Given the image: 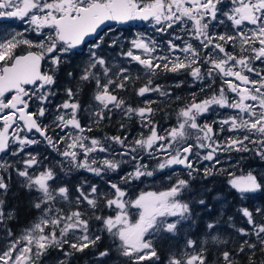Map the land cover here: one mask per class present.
<instances>
[{"label": "snow or ice", "instance_id": "6c2138e0", "mask_svg": "<svg viewBox=\"0 0 264 264\" xmlns=\"http://www.w3.org/2000/svg\"><path fill=\"white\" fill-rule=\"evenodd\" d=\"M0 17L26 22L25 32L40 37L32 40L17 32L0 40V196L9 189L5 177L10 180L14 172L24 188L36 193L31 207L38 212L15 233L9 226L17 219L15 210L6 209L0 198L5 242L0 264H47L53 250L58 253L55 264H71L76 253L94 247L103 234L125 264H160L154 238H176L193 220L194 204L211 211L202 196L192 199L196 174H225L241 202L255 204L264 195V173L242 167L243 157L236 170L217 167L224 153H251L264 161V0H228L227 5L224 0H0ZM133 21L150 22L169 39L161 43L138 35L119 53L129 64L115 66L101 53L105 46L119 47L120 40L107 42L102 26ZM226 24L230 30L217 31ZM82 46L89 49L87 60L76 73L64 71L67 83L62 84L64 66L81 54ZM181 72L209 94L198 98L192 93L167 127L155 119V100L133 106L121 95L132 88L138 97L158 93L171 99V92L154 81L161 73ZM85 87L94 93L82 123L86 109L79 96ZM61 91L64 98L53 104ZM217 108L227 114L211 123L204 119ZM114 114L137 119L138 134L121 122L122 135H90ZM42 144L61 158L55 165L41 155ZM205 162L201 173L199 165ZM124 165L131 170L114 180L109 174H119ZM176 166L186 171L176 174ZM79 169L108 177L103 181L107 190L82 183L70 197L58 172ZM148 178L168 183L129 191ZM238 211L250 227L236 229L242 243L232 252L222 251L218 264H238L241 253L248 255V264H256L257 250L264 253V205ZM218 225L207 222L208 239L199 246L186 239L185 248L170 254L167 264H208L207 245L228 243L213 234ZM109 254L105 249L96 260L103 264Z\"/></svg>", "mask_w": 264, "mask_h": 264}, {"label": "trees", "instance_id": "16d2710c", "mask_svg": "<svg viewBox=\"0 0 264 264\" xmlns=\"http://www.w3.org/2000/svg\"><path fill=\"white\" fill-rule=\"evenodd\" d=\"M225 1V0H224ZM135 29H139V27H129L127 29V37H130L133 35V32ZM153 31V29L149 26L143 27V34L147 35L148 33ZM119 32V31H118ZM154 38V37H153ZM117 39L120 40V37H117ZM163 39V38H162ZM121 44V43H120ZM128 47V42H127ZM105 50V51H103ZM102 53L106 59L112 58L111 63L115 66H120L121 64L128 65L129 62L122 58V56L119 55L120 53V46L113 49H107L103 48ZM118 52V53H117ZM87 60V56L84 58V56H77L76 58L70 59V64L64 66L61 74H60V80L65 79L64 78V71H72L76 73L79 70V67L82 66L83 62ZM132 68H136L134 64L129 65ZM134 76L138 74L137 71H133L132 73ZM186 74V73H185ZM186 80L183 81L182 84H176L173 85L169 84L168 80L172 77L175 78V73H161L160 76L155 80L157 81L162 87L171 92L172 98H166V97H160L158 93H151L150 95H147L145 97H138L135 95L132 88H129L127 92H124L121 95H124L125 98L128 100L129 103L133 104V106H142L143 101L145 100H155L157 103L153 104L152 106L154 108H158L157 115L159 117L157 119H160L161 116L164 118L166 117L167 113L170 112V115L172 116L175 114V112L178 110V106L180 103H185L188 101L189 97L191 96V92L197 91L200 88H197L198 85H195L188 81V75L186 74ZM142 81H137L135 84V87L141 86ZM196 89V90H195ZM211 91V90H209ZM193 92V93H195ZM91 94V88L85 87V89L81 92L79 99L82 104L86 101L87 97ZM155 94V95H154ZM208 92H199L197 93V96L208 95ZM181 97L182 99L177 101L175 97ZM224 112L227 113L226 110ZM83 121H86V117L82 118ZM212 119V117H211ZM137 119L133 118L131 121L128 120H122L119 114H114L113 118L110 122H105L100 126L98 130L94 129L92 133L93 135L97 134V131H110L111 133L120 132L118 128V124L123 122L128 125V129L133 130L135 129V122ZM90 123V122H89ZM227 134V133H226ZM43 149V150H42ZM42 156L52 157L56 158L53 152L48 149L46 150L44 147L39 149ZM46 154H45V153ZM225 154V153H224ZM227 161H233L239 160L241 157H243L241 166L246 165V167H253L256 168L254 171L264 173V161H261L259 158L255 157L251 153H227ZM56 163H52V165H55ZM84 172L82 169L75 170V174L71 175L69 173L68 175H65L62 172H58L59 175V183L64 186H68L70 190V197L75 196V187L81 185L82 183L85 184V187L87 184H97L100 186V188L107 190L106 185L103 181L99 180H92V176L90 174H86L84 176ZM228 177L226 175H220L217 173L216 175L207 176L206 178L193 180L191 182V189L190 194L192 196V199H198L201 196L207 201L209 208L208 209L203 208L202 206L198 204L193 205L194 210V218L193 220L187 222V224L182 228L180 233L176 238H171L167 235H161L156 238H154V244L156 245L157 252L160 256V264H167V258L170 254L174 252H179L180 250L185 248L184 241L186 239H194L197 240L198 246L202 241L205 239H208L207 235V229H206V223L209 221H218V232L213 233L215 235H219L221 239H225L228 241L227 245H216L209 243L207 245L208 251L206 253L208 257V264H218V257L220 256V253L224 250L232 252L234 249H236L240 243L243 241V237L238 235L236 233L237 228L241 227H250L246 223V219L241 215V213L238 211L241 207H248L250 210L255 206H261L264 205V195L259 196V198L256 200L255 204L251 201H244L241 202L238 195L234 190L230 188V186L227 184ZM22 180L23 178L18 177L14 172L12 173L11 179L9 180L7 176L5 177L6 183L9 184V189L6 194H4V200L5 205H7L10 209L15 210L17 219L10 222L9 226L12 227L13 232H16L19 230V227L23 228L26 225H28L37 215V210L33 209L31 207V204L33 200L35 199L36 193L29 192L26 188L22 186ZM157 184L159 187H163L168 183L167 180H164V182L161 184L159 179H156ZM86 182V183H85ZM135 185V183L133 184ZM132 187V186H131ZM205 189H210L209 191H204ZM107 210H105L106 214ZM229 217H231V221H229ZM232 225H235V227H232ZM95 227H99V225H95ZM20 228V229H21ZM3 234H0V248H2L4 240L2 239ZM110 240V242H108ZM94 252L95 257L93 258L94 264H100L96 260L97 253L99 250L104 251L105 249H108L110 254V262L109 264H125V260L122 257H118L116 252L113 249L112 240L107 234H103L101 237V240L97 242V244L94 247H89L88 249H85L84 251L91 250ZM104 259V258H103ZM73 260V258H72ZM86 261V259H84ZM254 260L256 261V264H264V253H261L259 250H257ZM84 261V262H85ZM83 262V263H84ZM72 263V261H71ZM72 264H76V262H73ZM104 264V260H103ZM144 264H152L150 261L144 262ZM238 264H248V255L246 254H239L238 255Z\"/></svg>", "mask_w": 264, "mask_h": 264}, {"label": "flooded vegetation", "instance_id": "af4514ba", "mask_svg": "<svg viewBox=\"0 0 264 264\" xmlns=\"http://www.w3.org/2000/svg\"><path fill=\"white\" fill-rule=\"evenodd\" d=\"M15 21H19V22H15ZM147 23L148 22H144V21H133V22H129L127 24H117V23L113 22V23H111V25H105V26L102 27L103 30L101 31V35H103L105 32L107 33V35L105 36V40L107 42H110V39H117V37H120V43H121L120 44V52H121V50H126L127 49V41H126V37H127V32L126 31H127V29L129 27L133 26V24H136L133 27H139V29H140L142 27H145ZM8 27H11L13 30L16 27H21V29L23 31H25V29L29 28V25L26 22L21 21V20L16 19V18L0 17V38L2 37L3 34L6 35V36L7 35L10 36L9 33L11 34L12 31H8ZM152 27H153V31H154V39H156L157 41H159L161 43H164L165 42V39H162V38L165 35L156 32L155 31V26L153 24H152ZM25 36L27 38H33L34 40L40 38L36 34H34L32 31H27L26 34H25ZM89 43H91V41H89ZM104 48L110 49L111 47L105 46ZM88 51H89L88 47L82 46V52L78 56H82L83 55L84 58H85L87 56V54H88ZM103 51H105V50H103ZM76 57H73V58H76ZM122 58L126 62V59L124 57H122ZM126 64H124V65H126ZM172 74H174V73H172ZM186 77L187 76H186L185 73H183V74L175 73V78L174 77L170 78L168 80V82H169V84L170 83L171 84H175L177 82L180 83V82H183L186 79ZM188 77H189V75H188ZM60 82L62 84H66L67 83V81L65 79L60 80ZM93 93H94V89H91V94L87 97V99L84 102V104H88V103H91L92 102L91 97H92ZM63 98H64V95H63V92L61 91L59 93V95L53 100V104H56L57 102L61 101ZM84 104L81 103V105H84ZM167 115H169V116H167ZM167 115H166V118H170L171 117V119H172L173 115L172 116L170 114H167ZM85 117H86V120H87L88 119V116H84V118ZM158 117H159V115L156 114L155 119L158 118ZM206 117L209 118V119H211V115L210 114H207ZM45 121H47V118L45 119ZM96 130H98V129H96ZM97 134L98 135H106V134H114V133H111L110 131H105V132L104 131H97ZM43 147L46 150L50 149L45 144L40 145L39 146V149H41ZM51 151L53 152L52 154H54V156L56 158L49 157V160H51L52 163H57V161L59 160L60 157L53 150H51ZM73 174H75V170H73L71 172V175H73ZM0 198H3L4 199L5 197H4V195H2V196H0ZM5 207H6V205H5ZM21 227H19V230H17L15 233H18L20 231V228ZM4 243L5 242H3L2 248L4 247ZM99 252H102V250H99L98 253ZM98 253H97V255H98ZM57 255H58V253L56 251H54V250L51 251L50 254H49V257L47 259V264H55V259H56ZM94 257H95V254L92 251V249L91 250H88V251H83V252H80V253H76L73 256L72 263L73 262H76V264H94V261H93V258ZM84 259H86V261ZM103 260H104V264H109V262H110V256L105 257Z\"/></svg>", "mask_w": 264, "mask_h": 264}, {"label": "rangeland", "instance_id": "374dc122", "mask_svg": "<svg viewBox=\"0 0 264 264\" xmlns=\"http://www.w3.org/2000/svg\"><path fill=\"white\" fill-rule=\"evenodd\" d=\"M224 3H225V5H227L228 4V0H225L224 1ZM15 22H19V21H15ZM148 24H150V25H152V23H148ZM146 26H147V24H146ZM226 30H230V29H228V27H227V24L226 25H221V26H218L217 27V31H220V32H223V31H226ZM8 31H12L11 32V34H13V33H17V32H23L24 34H26V32L25 31H23L22 29H21V27H16L14 30L11 28V27H8ZM30 31V30H29ZM143 31V27L142 28H140V29H135L134 30V32H133V35L132 36H130V37H126V41L128 42V41H130L131 39H134V38H136L138 35H143V36H146V37H154V31H152L151 30V32L150 33H148L147 35H145V34H143L144 32H142ZM10 33H9V35H11ZM6 37H8V35L6 36V35H2V37L0 38V40H2V39H4V38H6ZM29 39H32V40H34L33 38H29ZM163 39H165V41H167V39H169V36H167V35H165L164 37H163ZM180 74H183V72H181ZM189 79H188V81L189 82H191L192 84H193V78L192 77H188ZM186 80V79H185ZM185 80H184V82H185ZM154 83H158L157 81H154ZM159 84V83H158ZM179 84V83H178ZM178 84H173V85H178ZM180 84H182L181 82H180ZM195 85H198V87L197 88H200V85H199V83H195ZM196 90V89H195ZM193 92H195V91H193ZM193 92H191V94L193 93ZM200 92V89L199 90H197L195 93L197 94V93H199ZM156 94V93H155ZM154 94V95H155ZM207 96V95H206ZM198 98L199 97H204L203 95H200V96H197ZM186 103V102H185ZM90 104H92V102L91 103H88V104H84V105H82L85 109H86V111L82 114V118L84 117V116H88L87 115V109L89 108V105ZM183 103H180L179 104V106H181ZM179 106L177 107V108H179ZM167 114H170V112H168ZM210 115H211V117H212V119H209V118H207L206 116L204 117V119H206L209 123H211V121L213 120V119H220V118H222V116L223 115H226L227 113L226 112H224V110H222V109H219V108H217V110H216V112H210L209 113ZM167 116H169V115H167ZM156 120L157 121H159V123L162 125V126H165V127H167V126H169V125H171V124H173L174 122H175V114H173V117H172V119H171V117L170 118H166V117H161L160 119H157L156 118ZM46 123L48 122V120L47 121H45ZM82 123H84L85 121H83V119H82V121H81ZM90 122V121H89ZM135 129H133V130H130V129H128V132H130L132 135H136V134H138V132H139V121L137 120L136 122H135ZM118 134H123L122 132H116V133H114V134H106V135H108V136H112V135H118ZM90 135H93V134H90ZM224 135H227L226 133L224 134ZM94 136H103V135H98V134H96V135H94ZM130 139H131V135H130V137H129ZM101 156L103 155V154H100ZM220 160H221V165H218L217 167H224V168H227L228 170H236V161L237 160H234L233 159V161H227V159H229V157H227V153H225V154H221L220 155ZM61 158H59V160H60ZM153 165L155 164V161H152L151 162ZM207 163L208 162H205L204 164H200L199 165V167H200V169H201V173H202V170H203V168L207 165ZM230 165H231V167H230ZM242 167H244V168H246V169H251V170H254L256 167L255 166H253V167H246V165H244V166H242ZM127 170H131V166L130 165H124L123 167H122V169H121V171H120V173L119 174H116V173H110L109 175L114 179V180H117L118 181V178H119V175H123V173L125 172V171H127ZM82 171L84 172L83 174H84V176H86L85 175V173L88 175V174H90V175H93L91 178H92V180L94 181V180H99V181H104V180H106L108 177H104L103 179L101 178V177H97V176H95L94 174H92V173H90V172H87V171H85V170H83L82 169ZM174 171H175V173L176 174H183V172L184 171H186V170H184V169H182L181 167H179V166H176L175 167V169H174ZM60 172H62V173H64L63 171H60ZM220 174V173H219ZM239 174V173H238ZM220 175H225V174H220ZM210 176H212V175H209V177ZM201 177L202 178H206V177H204L202 174H196V181L198 180L199 181V179H201ZM160 180V183L162 184L163 182H164V180H167V179H163V180H161V179H159ZM155 183H157V181L156 180H153V178H148L147 180H144L143 181V183H141V182H135V185H132V187L129 189V191L130 192H135V193H138L139 191H144V190H156V189H159V188H162L161 186L159 187L157 184H155ZM163 185V184H162ZM6 209H8V210H12V209H10L7 205H6ZM110 213V210H107V212H106V214H109ZM24 228V227H23ZM23 228H21L20 230H22ZM108 242H110V240H108ZM111 243V242H110Z\"/></svg>", "mask_w": 264, "mask_h": 264}, {"label": "water", "instance_id": "95a60500", "mask_svg": "<svg viewBox=\"0 0 264 264\" xmlns=\"http://www.w3.org/2000/svg\"><path fill=\"white\" fill-rule=\"evenodd\" d=\"M103 27V26H102Z\"/></svg>", "mask_w": 264, "mask_h": 264}]
</instances>
